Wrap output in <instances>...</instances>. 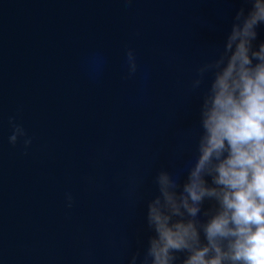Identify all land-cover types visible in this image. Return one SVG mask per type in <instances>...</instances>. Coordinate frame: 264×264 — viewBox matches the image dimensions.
Returning a JSON list of instances; mask_svg holds the SVG:
<instances>
[{
	"label": "water",
	"instance_id": "95a60500",
	"mask_svg": "<svg viewBox=\"0 0 264 264\" xmlns=\"http://www.w3.org/2000/svg\"><path fill=\"white\" fill-rule=\"evenodd\" d=\"M239 7L0 0V264H127L143 249L155 174L192 156L207 86L192 90L196 69ZM9 117L27 150L9 144Z\"/></svg>",
	"mask_w": 264,
	"mask_h": 264
},
{
	"label": "clouds",
	"instance_id": "9594fccd",
	"mask_svg": "<svg viewBox=\"0 0 264 264\" xmlns=\"http://www.w3.org/2000/svg\"><path fill=\"white\" fill-rule=\"evenodd\" d=\"M264 0H241L215 56L191 83L200 96L191 159L160 169L146 203L147 236L127 264H264ZM129 75L137 70L126 53ZM8 142L32 144L8 118ZM186 173V175H184ZM183 175V180L181 177ZM68 207L73 197L66 194ZM208 203V207L205 204Z\"/></svg>",
	"mask_w": 264,
	"mask_h": 264
}]
</instances>
